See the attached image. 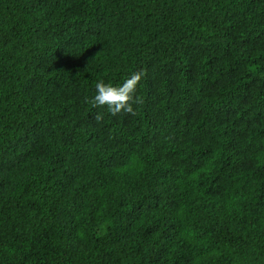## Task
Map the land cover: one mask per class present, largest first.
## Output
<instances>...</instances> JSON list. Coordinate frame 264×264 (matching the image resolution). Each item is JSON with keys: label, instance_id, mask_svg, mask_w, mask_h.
Listing matches in <instances>:
<instances>
[{"label": "trees", "instance_id": "1", "mask_svg": "<svg viewBox=\"0 0 264 264\" xmlns=\"http://www.w3.org/2000/svg\"><path fill=\"white\" fill-rule=\"evenodd\" d=\"M0 264H264V0H0Z\"/></svg>", "mask_w": 264, "mask_h": 264}, {"label": "clouds", "instance_id": "2", "mask_svg": "<svg viewBox=\"0 0 264 264\" xmlns=\"http://www.w3.org/2000/svg\"><path fill=\"white\" fill-rule=\"evenodd\" d=\"M144 75L145 73L142 70L134 72L118 87L107 84L103 80L98 81L95 84V96L87 102L91 103L93 108L106 106L113 116L120 113L136 115L133 105L142 104L143 101L136 97L135 93ZM95 119L99 121L102 116L97 114Z\"/></svg>", "mask_w": 264, "mask_h": 264}]
</instances>
